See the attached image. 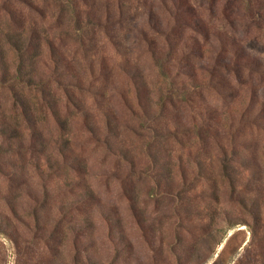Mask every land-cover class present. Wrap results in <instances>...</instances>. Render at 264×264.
Segmentation results:
<instances>
[{
	"label": "rangeland",
	"instance_id": "1",
	"mask_svg": "<svg viewBox=\"0 0 264 264\" xmlns=\"http://www.w3.org/2000/svg\"><path fill=\"white\" fill-rule=\"evenodd\" d=\"M0 264H264V0H0Z\"/></svg>",
	"mask_w": 264,
	"mask_h": 264
},
{
	"label": "trees",
	"instance_id": "2",
	"mask_svg": "<svg viewBox=\"0 0 264 264\" xmlns=\"http://www.w3.org/2000/svg\"><path fill=\"white\" fill-rule=\"evenodd\" d=\"M18 52V60H20V52ZM15 77H18V80L24 81V68L22 62L19 63L18 68L16 69V73L14 74Z\"/></svg>",
	"mask_w": 264,
	"mask_h": 264
}]
</instances>
